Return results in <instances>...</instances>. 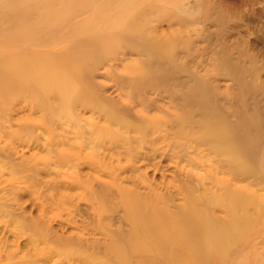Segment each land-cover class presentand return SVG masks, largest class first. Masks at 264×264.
<instances>
[{"label": "bare ground", "instance_id": "1", "mask_svg": "<svg viewBox=\"0 0 264 264\" xmlns=\"http://www.w3.org/2000/svg\"><path fill=\"white\" fill-rule=\"evenodd\" d=\"M109 3L103 0L99 8L106 15L109 6L108 22L114 27L140 28L132 17L141 11L132 9L131 17ZM251 12L254 16L256 11ZM249 18L243 22L247 29ZM14 54L4 53L0 61V138L6 137L0 155L12 161L18 146H42L51 154L49 164L76 190L37 193L38 214L18 222V232L30 235L34 249L7 254V264H217L219 257L239 247L251 225L245 204L257 199L245 181L258 178L260 160L264 164L263 140L253 148L247 145L242 98L227 94L222 106L220 98H214L222 113L228 105L223 120L206 97L210 80L179 65L188 77L171 80H177L175 88L187 89L182 94L166 92L158 87L165 84H159L150 91L155 99L146 93L138 99L123 93L122 80L115 86L127 101L115 100L107 107L68 80L71 70L58 61L70 60L68 53L24 58ZM226 58L238 89L248 86L247 76L260 77L258 71L239 69ZM202 94L206 100L200 108L180 117L178 109ZM80 106L91 112V119L80 116ZM155 110L162 115L152 114ZM118 113L131 119H120ZM63 145L72 147L60 148ZM84 165L97 174L82 173ZM217 207L226 218L213 215ZM54 220H60L61 229L53 227ZM253 240L250 247H255Z\"/></svg>", "mask_w": 264, "mask_h": 264}, {"label": "rangeland", "instance_id": "2", "mask_svg": "<svg viewBox=\"0 0 264 264\" xmlns=\"http://www.w3.org/2000/svg\"><path fill=\"white\" fill-rule=\"evenodd\" d=\"M102 1L0 0V61L4 53L11 52L18 58L46 57L43 53L47 52L61 56L66 52L70 60L65 62L59 57L58 61L71 70L68 80L85 88L107 107H111L115 100L127 101L128 97L120 96L122 90L115 86L122 80L126 81L123 93L138 99L145 93L147 98L155 99L150 91L159 84H165L158 87L166 92L175 90L174 93L182 94L187 89L175 88L177 80H173L179 75L181 79L188 77L178 70L181 65L210 80L211 92L206 97L213 104H216L214 98H220L222 103L219 105L222 106L223 98L230 93L242 98L247 145L253 148L257 140L262 139L264 152V0H141L134 3L107 0L110 6L122 7L131 17L132 9L141 11L139 16L132 17L139 29L114 27L108 22L111 18L109 6L106 15L99 8ZM252 9L256 11L254 16ZM248 17L250 26L247 29L243 22ZM110 57L112 60L109 62ZM226 57L236 62L239 69L248 66L258 71L260 77L254 80L247 76L245 83L248 86L239 90L229 74ZM172 60L175 61V69L171 68ZM141 79L146 81L138 82ZM205 95L178 109L180 117H188L197 111L206 100ZM151 104L155 106L154 102ZM159 104L164 103L159 100ZM215 104L213 111L220 112L224 120L228 105L223 106L222 113ZM78 112L82 118L91 119L88 109L80 106ZM151 113L162 115L158 110ZM117 116L131 119L122 113ZM34 118L40 120V114ZM5 138H0V148L5 146ZM71 147L60 146L63 149ZM17 150L12 161L0 155L1 264H7V254L23 255L33 251L34 240L28 234L20 235L18 222L27 214H38L37 193L76 190L69 187L64 177L59 176L54 166L49 164L51 154L42 146L28 142L18 146ZM260 161L262 174L259 173L258 178L248 177L245 181L249 191L257 195L252 204H245V214L251 225L245 230L248 231L239 247L219 257L217 264H264V164L263 160ZM31 166L35 169L29 170ZM81 172L97 174L88 165L82 166ZM158 178L156 180L160 182ZM175 201L183 203L179 198ZM213 215L226 218V213L218 207ZM52 225L61 229L60 220H54ZM253 238V244H256L250 247Z\"/></svg>", "mask_w": 264, "mask_h": 264}]
</instances>
